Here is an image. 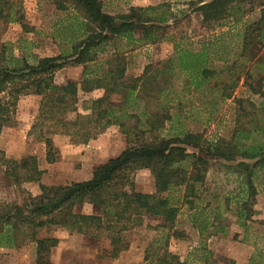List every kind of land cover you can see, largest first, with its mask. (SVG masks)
I'll list each match as a JSON object with an SVG mask.
<instances>
[{
	"label": "trees",
	"instance_id": "1",
	"mask_svg": "<svg viewBox=\"0 0 264 264\" xmlns=\"http://www.w3.org/2000/svg\"><path fill=\"white\" fill-rule=\"evenodd\" d=\"M52 1L58 9L72 8L80 16L65 17L66 23L60 21L53 29L63 44L59 55L30 61L29 57L35 56L27 39L19 38L16 45L22 56L12 53L14 43L0 45V132L19 97L34 94L41 96L38 119L51 121L48 134L36 131L46 146V162L57 159L51 139L54 133L68 136L71 143L86 142L116 125L126 147L95 167L89 179L64 185L40 183L43 170L35 158L6 159L4 173L21 198L0 204V246L33 242L37 264H47L44 260L57 239L39 238L38 231L57 226L92 238L105 234L108 255L116 257L128 247L123 233L141 225L145 217H156L161 221V237L145 250L147 264H214L203 240L183 260L169 251L168 243L171 236L179 234L175 225L181 208L200 238L209 228L225 232L224 212L242 225L253 214L258 192L255 179L264 176V52L257 51L264 48L263 3L210 0L199 5L196 10L204 22L219 24L229 19L232 25L228 23L226 31L210 35L195 49L166 32L173 14L169 4L130 6L112 14L105 11L102 0ZM256 6H262L260 16L235 29ZM10 23L20 24L24 32L33 30L19 0H0V30ZM163 41L172 44L171 54L157 63H147L141 75L127 78L125 50L137 43ZM73 66L83 68L79 81L55 82L59 70ZM178 75L183 79L180 90L174 87ZM240 82L261 101L237 96ZM95 89L102 94L90 99L86 114L77 112L72 119L65 116L68 109L74 110L80 91ZM227 99L235 104L228 137L218 135L210 140L202 131L186 127V121L206 126L217 112L218 102ZM214 161L225 175L234 174L239 180V190L226 189L220 194L223 209L219 195L205 187ZM140 169L150 170L154 192L135 189L133 175ZM24 182H39V193L21 188ZM211 196L215 200H209ZM85 204L91 206L90 212L82 211ZM260 255L264 264V247Z\"/></svg>",
	"mask_w": 264,
	"mask_h": 264
},
{
	"label": "rangeland",
	"instance_id": "2",
	"mask_svg": "<svg viewBox=\"0 0 264 264\" xmlns=\"http://www.w3.org/2000/svg\"><path fill=\"white\" fill-rule=\"evenodd\" d=\"M18 2V0H16ZM25 20L29 27H37V34L34 31L22 32L18 23L4 25L0 30V45L7 42L14 43L12 53L19 56L16 45L19 38L27 39L30 52L35 57H29L30 61L40 56H56L62 51L63 44L59 43L54 36V28L60 25V21H67L65 17H76V11L72 8L58 9L49 0H30V10H27L25 0H19ZM29 3V0H27ZM104 9L108 13H120L126 11L130 6H147L166 3L172 11V18L166 24V32L172 35L175 41L185 42L190 48L198 49L202 42L210 35L226 31L229 28V19L221 23L204 22L201 14L196 8L210 0H102ZM205 1V2H203ZM203 2V3H201ZM264 7V0H261ZM261 7H253L245 14L242 21L235 25L239 29L242 23L255 21L261 14ZM79 17V16H77ZM64 19V20H63ZM236 31V30H234ZM34 39V42L29 40ZM124 42H122L123 44ZM27 46V45H23ZM24 49V48H23ZM128 66L126 77L133 78L142 74L147 63H157L172 52V44L163 41L153 45L133 44L127 48ZM112 51V49H109ZM258 54L264 52V48H258ZM36 53V54H34ZM82 66L66 67L55 74V82L62 84L68 80L79 81L82 74ZM182 75L174 79L175 89L182 88ZM241 82L236 88L237 96H244L256 103L261 101L257 95L246 92ZM246 92V93H245ZM102 94L101 90L95 89L90 92L80 91L77 101L74 103V110L66 112V117L74 118L76 113L86 114L87 106L91 98ZM186 96V93H185ZM191 97V93H187ZM114 98V97H113ZM41 96L26 94L19 97L12 110L9 122L2 128L0 134V204L12 203L20 200L18 189L11 184V180L5 175L8 168L6 159L20 160L22 158H35L39 169L43 170L39 182L49 185H64L74 181L87 180L98 165L104 163L111 157L117 156L125 147L124 136L120 134L116 125L107 127L94 138L86 142L71 143L68 136L59 133L51 135L52 142L57 150V159L53 163L45 160V143L42 140L43 134L51 129V121L38 119ZM235 104L232 99L218 102V110L213 114L206 126L197 125L186 121V127L193 131H202L204 136L210 140L216 136L228 137L234 125ZM36 131H42L40 134ZM219 162H212L211 169L206 175V185L220 199L226 189L239 190V180L234 174L225 175L218 165ZM255 179L258 192L255 203L252 206L253 214L251 219L244 225L236 222L235 217L229 213L222 214L225 220L222 221L226 227L225 232L204 233L203 238L191 223L186 219L187 212L181 208L177 217L175 228L179 234L171 236L168 243L170 252L185 259L203 240L205 246L212 252L214 264H262L260 253L264 247V176L260 175ZM135 189L141 192H154V182L149 169L137 170L133 175ZM39 182H24L21 188L30 191L32 194L39 193ZM215 200V197H208ZM205 201V200H204ZM203 201V202H204ZM223 200L219 201L223 209ZM216 203H214L215 205ZM82 211L90 212L91 206L85 204ZM160 219L156 217H145L141 225L123 233L124 240L128 247L121 251L116 257L108 255L109 242L103 233L92 238L89 235L70 233L62 227L52 226L38 231V237H54L57 244L50 248L47 264H147L144 261L145 250L150 249V243L161 237L162 228L159 227ZM0 264H37L36 245L33 242L24 241L16 247L0 246ZM189 264H197L196 261Z\"/></svg>",
	"mask_w": 264,
	"mask_h": 264
},
{
	"label": "crops",
	"instance_id": "3",
	"mask_svg": "<svg viewBox=\"0 0 264 264\" xmlns=\"http://www.w3.org/2000/svg\"><path fill=\"white\" fill-rule=\"evenodd\" d=\"M25 1L27 2V3H25V4H26V6L28 7V8H27V10H30V5H32V2H31L30 0H29V3H28V1H27V0H25ZM49 1H51V2H52L54 5H55V3H54L52 0H49ZM203 2H205V1H203ZM203 2H201V3H203ZM205 3H206V2H205ZM55 6H56V5H55ZM76 15L78 16L77 12H76ZM77 16H76V17H77ZM79 17H80V16H79ZM63 20H64V19H63ZM63 23L65 24V23H66V21H64ZM12 24H13V23H10L9 25H12ZM15 24H16V23H15ZM18 25L21 27V25H20V24H18ZM13 26H14V24H13ZM32 28H33V30H32V31H34L33 33H34V34H37V32H38V31H36V30H37V27H36V26H34V27L32 26ZM21 30H22V27H21ZM22 32H23V30H22ZM29 40H31V38H30V37H29ZM31 41H32V42H34V39H33V40H31ZM32 54H33V52H32ZM34 54H36V53H34ZM46 56H48V55H46ZM38 57H43V56H40V55H39ZM98 90H100V89H98ZM101 91H102V90H101ZM3 132H4V131L2 130V132H1V133L3 134ZM1 133H0V134H1Z\"/></svg>",
	"mask_w": 264,
	"mask_h": 264
}]
</instances>
